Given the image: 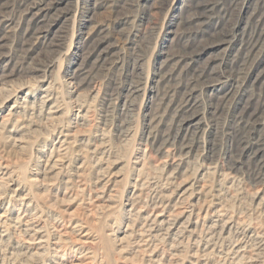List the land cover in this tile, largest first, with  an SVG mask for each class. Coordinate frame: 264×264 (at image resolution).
Wrapping results in <instances>:
<instances>
[{
    "label": "rangeland",
    "instance_id": "rangeland-1",
    "mask_svg": "<svg viewBox=\"0 0 264 264\" xmlns=\"http://www.w3.org/2000/svg\"><path fill=\"white\" fill-rule=\"evenodd\" d=\"M30 2L0 0V264H264V0Z\"/></svg>",
    "mask_w": 264,
    "mask_h": 264
},
{
    "label": "bare ground",
    "instance_id": "bare-ground-1",
    "mask_svg": "<svg viewBox=\"0 0 264 264\" xmlns=\"http://www.w3.org/2000/svg\"><path fill=\"white\" fill-rule=\"evenodd\" d=\"M28 1H31L30 2V4H31V7H29V9L28 10H30L31 12H33V11H35L36 10V13H37V15L40 13V12H42V10H43V7L41 6V4L43 3V1L44 0H28ZM186 96V95H185ZM189 103H190V101H189ZM187 108V107H186ZM193 108V107H192ZM180 110V109H179ZM194 110V109H193ZM186 111V110H185ZM193 112V111H192ZM191 112V113H192ZM190 113V112H189ZM78 115V114H77ZM187 116V115H186ZM83 117V116H82ZM80 118V117H79ZM182 118V117H181ZM196 118V117H195ZM242 118V117H241ZM240 118V119H241ZM183 120V119H182ZM191 121H193V120H186L185 122H191ZM197 123V122H196ZM195 123V124H196ZM198 124V123H197ZM190 128V127H189ZM194 130V129H193ZM195 134L198 136L199 134H202L201 132H202V128H201V126H199V124L198 125H196V127H195ZM194 133V132H193ZM191 134V133H190ZM189 134V135H190ZM194 135V134H193ZM185 136V135H184ZM184 138H186V137H184ZM195 138V137H194ZM192 139V138H191ZM190 140V139H189ZM193 140V139H192ZM166 141V140H165ZM170 141V140H169ZM185 141V140H184ZM250 141V140H249ZM193 142H194V140H193ZM185 143V142H184ZM188 144V143H187ZM186 146V145H185ZM187 147V146H186ZM182 148H184V147H182ZM181 148V149H182ZM193 147L191 146V148L190 149H192ZM233 168L234 167H236L235 165H236V163L235 162H231V164H230ZM259 176V175H258ZM158 217V216H157ZM164 221V220H163ZM165 222V221H164Z\"/></svg>",
    "mask_w": 264,
    "mask_h": 264
}]
</instances>
